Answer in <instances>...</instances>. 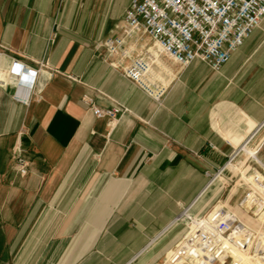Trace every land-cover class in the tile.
Wrapping results in <instances>:
<instances>
[{"label":"crops","instance_id":"1","mask_svg":"<svg viewBox=\"0 0 264 264\" xmlns=\"http://www.w3.org/2000/svg\"><path fill=\"white\" fill-rule=\"evenodd\" d=\"M130 3L0 0V264H157L209 175L240 173L230 153L264 120V19L219 71L167 61L156 99L96 47ZM86 94L125 110L96 116ZM239 177L224 181L221 208ZM208 215L182 218L194 231Z\"/></svg>","mask_w":264,"mask_h":264},{"label":"built area","instance_id":"2","mask_svg":"<svg viewBox=\"0 0 264 264\" xmlns=\"http://www.w3.org/2000/svg\"><path fill=\"white\" fill-rule=\"evenodd\" d=\"M263 19L264 0H131L121 32L107 36L96 47L106 50V60L114 68L158 99L166 90L158 69L169 71L164 57L180 68L199 60L219 71ZM29 72L35 75L24 72L23 76L33 78L29 83L33 85L37 71ZM17 98L27 101L19 94ZM83 101L96 116L110 121L125 110L119 104L96 106L89 94ZM28 167L29 161L18 155L17 170L26 174ZM254 181L255 190L242 198L240 207L264 221V180ZM223 213L212 224L192 231L177 252V264H264L263 242L254 245L251 228L236 215ZM235 250L243 255L235 257Z\"/></svg>","mask_w":264,"mask_h":264},{"label":"rangeland","instance_id":"3","mask_svg":"<svg viewBox=\"0 0 264 264\" xmlns=\"http://www.w3.org/2000/svg\"><path fill=\"white\" fill-rule=\"evenodd\" d=\"M122 21L123 20L117 25L120 30L117 34L122 30L120 27ZM149 44H152V42ZM164 61L172 62L167 57H164ZM238 142V146H235L234 150L230 153L227 162L231 159L235 161V166L239 168V172L242 174V178H244V180H242L244 186L241 187V190H239V192L228 201V207L221 208L223 205L221 199L223 198L224 181L236 184L238 178L241 177H239L240 173L236 175L228 169H224L225 165L218 170L213 171L209 175L207 183V186H210L208 192L203 196L199 195L191 205L187 206L165 232V235L172 234V237L170 244L165 248V252L160 257L157 264H165V262H171L168 264H177V259L175 260V258H177V252L188 240L187 233L193 230L191 224L185 223L186 218L185 220L182 218L184 213H190L193 215L199 213L200 216H198V218L209 214V217L212 218V222L218 218V214L221 215L223 212L236 215L251 228L253 232L251 239L252 243L255 245L257 242H263L262 235L264 234V221L247 214L245 210L240 207V202L248 192H253L255 190L254 186H248L246 182H254L255 178H261V180H264V120L261 123L254 125L251 130H242ZM242 144L244 145L243 148L240 147ZM203 223L210 224L206 218L203 219Z\"/></svg>","mask_w":264,"mask_h":264},{"label":"bare ground","instance_id":"4","mask_svg":"<svg viewBox=\"0 0 264 264\" xmlns=\"http://www.w3.org/2000/svg\"><path fill=\"white\" fill-rule=\"evenodd\" d=\"M245 147H246V146H245ZM206 219H207V221H208L210 224L213 223L212 220H211L212 218H210L209 215L206 217ZM213 220H214V219H213Z\"/></svg>","mask_w":264,"mask_h":264}]
</instances>
